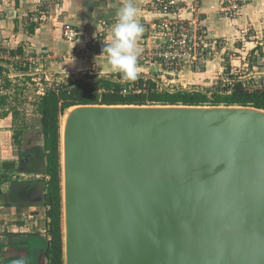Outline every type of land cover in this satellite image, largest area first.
<instances>
[{
	"label": "water",
	"instance_id": "water-1",
	"mask_svg": "<svg viewBox=\"0 0 264 264\" xmlns=\"http://www.w3.org/2000/svg\"><path fill=\"white\" fill-rule=\"evenodd\" d=\"M65 264H264V109L64 114Z\"/></svg>",
	"mask_w": 264,
	"mask_h": 264
},
{
	"label": "crops",
	"instance_id": "crops-1",
	"mask_svg": "<svg viewBox=\"0 0 264 264\" xmlns=\"http://www.w3.org/2000/svg\"><path fill=\"white\" fill-rule=\"evenodd\" d=\"M191 1L187 0L189 3ZM123 2L124 0H0V59L10 55L12 51L22 49L23 54L17 57H29L30 62L45 68V71L55 78L90 73L118 79L119 75L122 76L121 73L113 72L106 66V60L95 62L94 58L99 55L97 38L104 36L106 39L111 30L108 26L115 21L116 10ZM133 2L139 11L138 22L145 29L137 45L139 53H142L148 49L146 41L151 40L147 28L152 23L154 14L149 6L150 0ZM249 2L245 3L239 16L232 20L221 13L224 0H202L201 11L209 37L227 40L239 36L241 30L251 29L248 27L259 28L264 22V0ZM184 16L190 17L189 14ZM27 18L30 20L28 28L22 23ZM68 24L80 33L78 40L73 43L66 41L62 34L63 27ZM226 24L228 28L225 27ZM149 44L153 42L150 41ZM138 65L143 74L159 71V67L149 69L148 66L139 63ZM30 161L36 165L42 163V159L37 156H33ZM24 175L43 177L36 174ZM0 178V188L4 192L1 193L0 190V196L5 194L6 197L0 203V256L12 264L14 259L20 258V251L31 240V237L23 236L25 230L28 232L30 228H41L43 224L47 229L48 219L43 221L45 219L41 216V207L45 206L34 201L35 195L27 202L23 201V196L27 193V196L33 194V184H30L24 193L18 190V198L14 200L11 188L15 182L8 176ZM43 178L47 181L46 177ZM37 180L41 179H25L17 183ZM46 213L47 209L45 218ZM42 240L35 241L47 249ZM6 260L5 262L10 264Z\"/></svg>",
	"mask_w": 264,
	"mask_h": 264
},
{
	"label": "rangeland",
	"instance_id": "rangeland-1",
	"mask_svg": "<svg viewBox=\"0 0 264 264\" xmlns=\"http://www.w3.org/2000/svg\"><path fill=\"white\" fill-rule=\"evenodd\" d=\"M29 22V18L22 21L25 27L29 25ZM262 23L257 29L248 27L251 29H246V34L241 33L236 38L232 37L227 40L215 38L217 45L213 46L208 62L201 69L186 66L174 77H157L158 81L170 91H200L210 96L219 90L223 91L222 89L228 85V81L239 78L245 82L249 90L264 89V22ZM225 27L229 26L226 24ZM0 62L10 69V73L4 74V76L9 74L10 85L0 79V177L8 176L14 182L25 179H43V177L37 178L22 174L20 163L22 156L37 154L44 147L41 117L37 105L40 97L53 83L59 82L62 78L66 80L63 84L71 83L76 78L73 75L55 78L51 76V73L46 72L45 68L30 62L29 57L26 56L17 58L5 55L0 59ZM104 64L108 66L106 61ZM85 75L86 73L77 77ZM64 119L65 116L62 115L60 118L61 128ZM62 153L61 141V161ZM30 160L27 164L25 163L24 167L33 172L37 171L40 165H36ZM7 163H14L16 171L13 173L6 171L5 164ZM0 190L1 193H4L1 188ZM27 194L23 196L25 202L29 201L35 193L29 194V196ZM4 199H6L5 194H2L0 203ZM41 209V216L45 219L43 221H47L45 218L46 208L41 207ZM45 226L43 224L41 228H30L28 232L25 230L23 236L31 237L29 243L20 251V257L25 258V264H48L43 244L35 241L43 239L42 243L47 245V239L50 237L48 228L46 229ZM8 263L11 264V262Z\"/></svg>",
	"mask_w": 264,
	"mask_h": 264
},
{
	"label": "trees",
	"instance_id": "trees-1",
	"mask_svg": "<svg viewBox=\"0 0 264 264\" xmlns=\"http://www.w3.org/2000/svg\"><path fill=\"white\" fill-rule=\"evenodd\" d=\"M23 54L22 49L12 51L11 57ZM10 69L0 62V79L10 85ZM114 77H100L86 73L71 83L52 85L47 88L37 105L41 117V128L44 136V147L37 157L42 163L37 171H30L21 167L23 174H36L45 178L33 182H15L12 186V197L16 200L17 192L28 190V186L35 187L34 201L42 203L47 209L48 233L46 258L49 264L64 263L63 244V205L61 179V116L67 110L78 105H184V106H249L264 109V89L249 90L245 82L236 79L232 86H225L223 91L211 94L200 91L178 90L175 92H158V83L153 80H136L135 85L142 90L139 94H122L124 85ZM24 168V169H23ZM5 170L16 171L14 163L5 164ZM26 192V191H25ZM21 193V194H22ZM44 193V194H43ZM19 201V199L17 200ZM28 204V203H24Z\"/></svg>",
	"mask_w": 264,
	"mask_h": 264
},
{
	"label": "built area",
	"instance_id": "built-area-1",
	"mask_svg": "<svg viewBox=\"0 0 264 264\" xmlns=\"http://www.w3.org/2000/svg\"><path fill=\"white\" fill-rule=\"evenodd\" d=\"M246 1L224 0L222 15L232 20L236 19ZM201 4L202 0H192L190 3L187 0H150L149 6L154 14V19L147 28V34L151 39L149 42L152 41L153 44L146 41L148 49L139 53L138 63L148 66L149 69L159 67V71L155 73L150 71L145 74L140 72L136 80L142 78L157 82L159 93L175 92L164 88L157 77H174L186 66L201 69L208 62V57L213 46L217 45V41L208 35ZM184 14H189L190 17L187 18ZM114 23L115 21L108 26V29H111ZM241 33L246 34L247 30H241ZM62 34L65 40L70 43L77 41L80 36L79 31L70 24L63 27ZM105 40L104 36L97 38L99 55ZM74 78L80 77L74 76ZM76 79H73L72 82ZM136 80L123 79L119 81L124 85L122 91L124 96L142 92L135 85ZM65 81L62 78L60 83L56 81L52 85L58 86ZM235 81L236 79L228 81L227 86H232ZM0 264H7L1 256Z\"/></svg>",
	"mask_w": 264,
	"mask_h": 264
},
{
	"label": "clouds",
	"instance_id": "clouds-1",
	"mask_svg": "<svg viewBox=\"0 0 264 264\" xmlns=\"http://www.w3.org/2000/svg\"><path fill=\"white\" fill-rule=\"evenodd\" d=\"M138 8L133 0H124L117 8L115 23L103 43L97 60H106L113 72L122 74L123 79L134 81L138 78L141 67L138 65V40L144 33L143 25L138 22ZM12 264H25L23 257L16 258Z\"/></svg>",
	"mask_w": 264,
	"mask_h": 264
},
{
	"label": "flooded vegetation",
	"instance_id": "flooded-vegetation-1",
	"mask_svg": "<svg viewBox=\"0 0 264 264\" xmlns=\"http://www.w3.org/2000/svg\"><path fill=\"white\" fill-rule=\"evenodd\" d=\"M35 154H29V155H24L21 157L20 163H21V167L25 166V163L27 164L29 162L30 159L33 158Z\"/></svg>",
	"mask_w": 264,
	"mask_h": 264
}]
</instances>
